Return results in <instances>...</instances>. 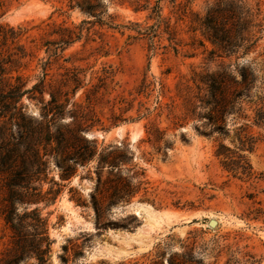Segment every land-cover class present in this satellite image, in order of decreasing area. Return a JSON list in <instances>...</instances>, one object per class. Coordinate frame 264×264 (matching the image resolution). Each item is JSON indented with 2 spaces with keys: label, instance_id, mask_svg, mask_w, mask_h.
I'll list each match as a JSON object with an SVG mask.
<instances>
[{
  "label": "rangeland",
  "instance_id": "1",
  "mask_svg": "<svg viewBox=\"0 0 264 264\" xmlns=\"http://www.w3.org/2000/svg\"><path fill=\"white\" fill-rule=\"evenodd\" d=\"M212 1L0 0V92L23 93L13 104L0 100V109L21 107L37 121L52 94L64 104L56 125L65 138L80 124L96 145L88 162H64L69 178L52 154L45 171L22 183L28 193H57L47 205L16 201L19 235L1 214L8 174L0 173V264H37L34 208L47 221L44 264H264V177L227 175L213 156L217 134L190 113L198 77L234 63L210 59L209 43L190 31ZM247 58L264 62V25ZM233 127L229 116L226 145ZM247 157L263 175L264 139Z\"/></svg>",
  "mask_w": 264,
  "mask_h": 264
},
{
  "label": "trees",
  "instance_id": "2",
  "mask_svg": "<svg viewBox=\"0 0 264 264\" xmlns=\"http://www.w3.org/2000/svg\"><path fill=\"white\" fill-rule=\"evenodd\" d=\"M177 8L181 10L179 3ZM263 25L264 11L259 0H213L203 15H193L189 26L192 33H199L200 46H204V41L209 43L210 59L234 58V63L221 62L215 69L198 77L189 106L190 113L198 112V116L205 118L202 124L208 135L217 134L213 156L220 168L227 175L244 182L264 177V174L255 172L247 157L264 139V62L257 66L253 61L240 63L238 59L241 58L242 62V58L255 50ZM19 91L18 86L5 93L1 91L0 100L13 104L23 94ZM63 114L64 104L58 103L52 94L43 104L41 118L37 121L25 115L21 107L10 105L0 109V173L8 174L5 182L8 204L1 214L18 235L21 223L14 218L16 201L20 202V197H24L27 202L36 204L44 201L47 205L53 202L57 193L50 188L46 196L36 188H31L32 192L28 193V187L22 183L27 184L36 174L45 171L47 157L52 154L59 156L63 170L60 178L67 179L73 169L65 166L64 162L74 159L75 164H83L96 153L95 142L81 135L80 124L74 130H67L70 137L65 138L56 125ZM229 116L234 125L233 137L226 145L221 135L226 132ZM75 142H78V148H73L71 143ZM30 215L33 220L30 224L33 228L30 253L37 264H44L49 249L47 221L40 217L36 208ZM28 216L26 214L24 218ZM23 250L20 246V253Z\"/></svg>",
  "mask_w": 264,
  "mask_h": 264
},
{
  "label": "bare ground",
  "instance_id": "3",
  "mask_svg": "<svg viewBox=\"0 0 264 264\" xmlns=\"http://www.w3.org/2000/svg\"><path fill=\"white\" fill-rule=\"evenodd\" d=\"M135 139H136V133H132L131 134V136H130V140H131V142H134L135 141ZM143 206H146V208L145 207H143ZM137 207L138 208H142L144 211H146L147 213H149L150 212V206L149 205H143V204H137ZM150 214V213H149ZM151 216V215H150ZM74 217V216H73ZM75 218V217H74ZM76 220V219H75ZM70 226H69V224L67 225V226H64V228H63V231L65 232V233H67L68 231H69V228Z\"/></svg>",
  "mask_w": 264,
  "mask_h": 264
},
{
  "label": "water",
  "instance_id": "4",
  "mask_svg": "<svg viewBox=\"0 0 264 264\" xmlns=\"http://www.w3.org/2000/svg\"><path fill=\"white\" fill-rule=\"evenodd\" d=\"M247 59H248L247 57L242 58V61L245 62V61H247ZM84 135H85V137H86L87 139H94V137H95V135L92 134V133H85ZM215 223H216L215 220H213V219H212V220H209V221H208V226H210V227H211V226H214Z\"/></svg>",
  "mask_w": 264,
  "mask_h": 264
}]
</instances>
